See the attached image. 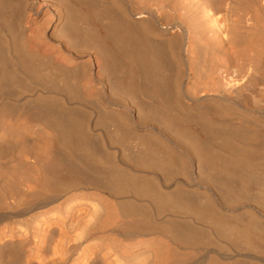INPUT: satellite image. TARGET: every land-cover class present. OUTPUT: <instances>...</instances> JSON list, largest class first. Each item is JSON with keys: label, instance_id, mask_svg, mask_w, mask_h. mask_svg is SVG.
I'll use <instances>...</instances> for the list:
<instances>
[{"label": "bare ground", "instance_id": "6f19581e", "mask_svg": "<svg viewBox=\"0 0 264 264\" xmlns=\"http://www.w3.org/2000/svg\"><path fill=\"white\" fill-rule=\"evenodd\" d=\"M0 264H264V0H0Z\"/></svg>", "mask_w": 264, "mask_h": 264}]
</instances>
